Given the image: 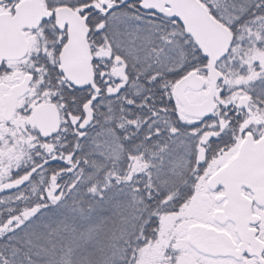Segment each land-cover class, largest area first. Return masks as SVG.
<instances>
[{"label":"snow or ice","instance_id":"obj_1","mask_svg":"<svg viewBox=\"0 0 264 264\" xmlns=\"http://www.w3.org/2000/svg\"><path fill=\"white\" fill-rule=\"evenodd\" d=\"M0 264H264V0H0Z\"/></svg>","mask_w":264,"mask_h":264}]
</instances>
